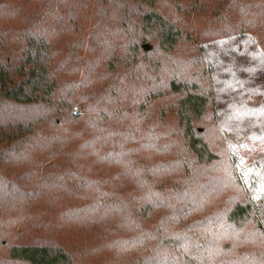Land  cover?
<instances>
[{
    "label": "trees",
    "instance_id": "1",
    "mask_svg": "<svg viewBox=\"0 0 264 264\" xmlns=\"http://www.w3.org/2000/svg\"><path fill=\"white\" fill-rule=\"evenodd\" d=\"M0 264H264V0H0Z\"/></svg>",
    "mask_w": 264,
    "mask_h": 264
}]
</instances>
